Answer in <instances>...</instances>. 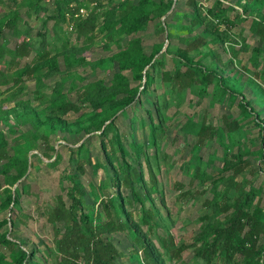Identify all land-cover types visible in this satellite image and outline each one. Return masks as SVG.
Listing matches in <instances>:
<instances>
[{
    "label": "trees",
    "instance_id": "1",
    "mask_svg": "<svg viewBox=\"0 0 264 264\" xmlns=\"http://www.w3.org/2000/svg\"><path fill=\"white\" fill-rule=\"evenodd\" d=\"M41 1L0 0V5H4L0 10V36L7 28L17 37H22L12 49L0 43V85H6L4 90L16 88L20 91L23 79L36 78L39 83L40 79L52 76L58 71V56L66 69L72 67V62L80 64L86 61L81 55L73 56L76 50L68 48L67 41L63 40L61 46L54 48L53 54L42 47L34 50L28 62L18 65L21 57L33 48L28 43L27 31L17 30L20 18L17 9L26 5L38 13L45 10ZM186 1L190 10L185 13L186 20L181 28L191 32L194 27L202 25L205 35L191 40L179 38L184 43L183 47L176 49L181 67L171 71L158 68L161 57L156 55L164 40L153 43L150 52L145 54L138 38L131 37L107 58L110 66L115 65L108 83L96 79L81 84L74 90L73 100L63 99L59 81L54 82L49 94H37L36 97L46 105L40 109L42 118L35 113L28 115L33 130L24 131L27 135L24 149H14L10 154L6 148L7 140L0 133V209L11 213L19 203L17 190L21 192L19 187L16 186V190L11 186L24 179L28 167L26 153L35 147V142L40 140L43 143L45 152L43 150L42 155L51 159L43 163L45 166L54 165L60 158L49 143V134L65 127V113H78L73 124L76 129L85 133L97 131L94 136L98 138L101 155L98 162L91 161L88 150L85 154L86 139L74 148L65 145L72 150L71 157L72 154L76 157L75 171L63 173L67 185L60 187L59 193L53 197L52 206L46 211V221L54 234L53 264H123L118 261L123 253L108 237L113 232L123 233L129 242V251L124 254L129 260L126 264H167L166 260H178L182 251L188 248L191 249L189 264H264V192L262 185H255L250 178L258 172L264 174V108H261V115L240 92L229 87L226 76L193 59L188 49H197L208 42L218 43L220 46L228 45L223 50L233 56L235 50L245 49L246 45L239 42V48L234 49L231 44H224L235 20L227 14L221 0H212L203 14L196 0ZM173 4L174 0H108L101 9L80 18L78 9L83 5L80 0H51V13L41 23L43 26L45 19H51L53 25L74 20L77 36L90 40L96 29L102 35L103 48L108 49V43L136 33L149 21L170 10ZM255 5L264 6V0H245L239 4L245 16L239 14L237 20L249 16V32L264 42V17L258 10L253 13ZM160 30L164 29L161 27ZM169 37L167 32L164 39ZM42 42L41 39L40 46ZM5 55L8 56L6 59ZM210 55L217 57L214 53ZM263 61L264 46H252L249 54L252 70H245L254 80L264 81ZM230 63L228 60L223 64ZM11 66L15 70L12 71ZM157 72L164 87L180 92L189 89L197 96L209 95L210 99L217 101L225 97L229 105L236 108L222 126L191 118L180 125L183 133L194 138L188 145L184 161L192 165V179L202 185L199 191L181 192L199 204L195 219L197 230L189 242L174 238L151 196L155 193L163 205L155 178L157 151L163 132L162 111L154 105L156 119L153 120L150 111L145 109L147 121L139 118L137 122L142 139L136 140L131 136L126 145L114 123L118 115H125L127 109L141 104L140 96L152 84ZM131 81L136 84H131ZM259 89L264 94V89ZM82 105L88 106L89 111H80ZM250 123L257 128L254 137L247 136ZM133 129L131 123L130 134ZM207 141L216 142L221 149L219 166L211 163L213 151L204 162L205 166L216 169L214 175L201 167L202 158L198 154L201 145ZM150 148L153 152L148 154ZM46 151L50 155L47 156ZM81 151L84 156H77ZM85 163L93 172L99 169L101 174L96 185L88 183L87 190L78 179ZM246 168L250 176L243 175ZM226 171L229 173L223 174ZM20 186L24 189L23 183ZM108 188L111 192H107ZM122 189L127 190V194H123ZM205 192L209 193L208 197L202 196ZM7 221L12 225L11 219L0 218V228ZM159 226L161 232L157 230ZM0 247L7 251L0 250V264H26L33 255V250L23 248L19 241L1 229Z\"/></svg>",
    "mask_w": 264,
    "mask_h": 264
},
{
    "label": "rangeland",
    "instance_id": "2",
    "mask_svg": "<svg viewBox=\"0 0 264 264\" xmlns=\"http://www.w3.org/2000/svg\"><path fill=\"white\" fill-rule=\"evenodd\" d=\"M108 0H80L83 4L78 9L80 18H84L88 13L101 9L105 6ZM116 1V0H111ZM135 2L136 0H130ZM212 0H196L204 9L210 5ZM226 7V12L230 17H233L235 24L227 34V40L224 44H231L234 49L239 48V42L246 45L245 49L235 50L232 56L227 51L223 50L224 46L218 43H210L199 45L197 49L188 47L189 54L195 60L200 62L229 79V87L236 92H240L254 107L260 111L264 108V94L259 88L264 89V81L253 79L245 70H250L249 54L252 46H264V42H260L257 37L248 30L250 17L238 21L241 13L239 4L245 0H221ZM45 6V10L33 12L32 7L21 5L17 10L20 18L16 24L19 32L24 29L27 31L28 43L32 45V51L24 55L19 60L18 65L28 62L34 50L46 48L51 54L54 53V48L61 46L63 40H66L70 49L76 50L73 56L81 55L86 61L76 64L72 62V67L66 69L63 66L61 57H57L58 71L50 77L40 79L37 83L36 78L23 79L22 89L20 91L14 89L4 90L6 85H0V133L7 140V151L11 154L14 149L22 150L25 148V140L27 135L25 130H33L29 125L28 115L35 113L38 118H42V111L46 103L37 98V94H49L54 82L62 83L63 99H74V90L81 84H85L96 79L102 80L104 83L110 81L112 71L115 70V65L110 66L107 58L115 52L119 46L123 45L126 40L131 37H137L142 50L148 54L151 46L155 42L164 40L163 46L156 55L161 57V63L158 68L163 70H173L180 66V61L177 57V47L184 46V43L179 38L187 37L189 40L194 39L202 33V25L196 26L191 32H187L181 28V24L185 22V13L190 10V6L186 0H174V4L161 17L154 18L149 21L141 30L134 34L121 36L116 42L108 43V49L103 48L102 35L95 29L90 40H85L82 36H77L75 32V24L73 21L63 22L62 24L53 25L51 19H43L51 13V0H42L40 2ZM4 5H0V10ZM264 17V6H256L253 8ZM164 30H160V28ZM222 28V27H220ZM169 34V39L165 40L166 33ZM43 34V37L42 35ZM22 37H17L10 29H3L0 36V43L12 49L13 46L20 42ZM41 39L43 40L40 46ZM235 42V43H234ZM67 48V49H68ZM216 54L217 57L210 54ZM262 53V52H261ZM8 56L5 55L4 59ZM231 61L230 64L223 63ZM264 63V61H263ZM92 64V65H91ZM2 64H0V68ZM181 67V66H180ZM11 70H15L11 66ZM11 71V72H12ZM9 72V71H8ZM131 84H136L131 81ZM72 86V87H71ZM210 86L208 87V90ZM140 105H134L126 110L125 115H118L114 121L118 133L121 134L123 142L126 143L131 139V136L136 140H141V132L137 126L139 118L147 121L146 111L151 113L152 119L155 120L154 105L162 111L163 132L160 134V149L157 151V166L155 167V178L158 190L162 193L163 205L160 203L158 196L152 193L154 203L156 204L159 214L164 222L170 228V232L175 239H180L184 242H189L190 237L197 230L196 217L198 215L199 204L196 199L182 194L185 190L199 191L201 189L197 180L192 179V165L185 162L184 157L187 156L188 145L194 140L193 136L183 133L180 125L187 118L192 120L202 119L209 125H223L228 116L235 113L234 105H229L225 99L217 101L210 99L209 95L197 96L189 89H184L181 92L177 89L173 91L172 87H164L159 79V72L155 74L152 84L140 96ZM80 111L88 112L89 107L86 105L80 106ZM78 118V113L68 111L63 115L65 127L56 129L49 134V143L54 147V153L57 152L60 158L52 166H45L43 163L51 160L42 155L44 149L43 143L38 140L35 142V147L26 153L28 167L24 174V179L20 183L16 182L11 186V189L19 187V203L12 208L11 213L7 209H0V218L6 220L11 219L1 226V230L7 231V235L19 241L21 246L27 250H33L32 257L26 264H53L54 263V234L51 225L46 221V211L53 204V197L60 191L61 186H66L67 181L63 173L74 172L75 155L72 150L66 148L70 146L74 148L81 141H85V154L88 150V155L92 162H98L101 159L98 138L94 136L97 131L85 133L81 129H76L73 124ZM228 120V119H227ZM134 125V129L130 134V124ZM249 133L247 136L254 137L257 128L253 124L247 125ZM93 135L92 137H90ZM16 141V144L14 143ZM66 145V146H65ZM213 151V161L215 167L219 166L218 160L221 153L220 147L216 142H205L201 145L198 154L202 158L201 167L205 168L212 175L216 174V169L205 166L208 154ZM148 154L153 152L150 148ZM47 156L50 152L46 151ZM77 156H84L81 151ZM41 162H40V161ZM254 163V162H253ZM65 169V170H63ZM246 168L243 175L250 176L246 173ZM229 171L223 174H228ZM100 170L93 172L89 164L83 165V171L78 173V179L88 189V183L97 184L100 178ZM238 178V177H236ZM255 185L261 184L264 192V174L261 172L255 173L250 177ZM24 184V189H21L20 184ZM181 185V186H180ZM107 192H111L108 188ZM123 194H127V190L122 189ZM203 197H208L209 193L205 192ZM264 205V199H262ZM158 232H161V227H158ZM111 242L117 250L123 255L118 258V261L126 264L128 257L124 255L129 251V242L126 240L123 233L113 232L108 235ZM151 240L156 245L154 238ZM0 250L7 252L5 248L0 247ZM191 257V249H185L180 254L178 260L165 261L167 264H180L184 262L189 264Z\"/></svg>",
    "mask_w": 264,
    "mask_h": 264
}]
</instances>
